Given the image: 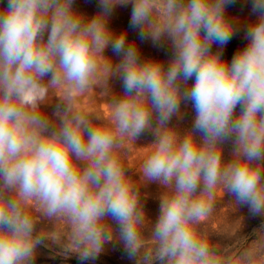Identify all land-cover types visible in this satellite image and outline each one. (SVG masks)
<instances>
[{
    "label": "clouds",
    "instance_id": "obj_1",
    "mask_svg": "<svg viewBox=\"0 0 264 264\" xmlns=\"http://www.w3.org/2000/svg\"><path fill=\"white\" fill-rule=\"evenodd\" d=\"M235 2L98 0L88 16L75 0H0V264H34L48 242L93 264L114 241L135 264H264V223L234 245L208 228L225 194L264 217V0H251L246 44L229 60ZM129 5L128 29L167 47L166 62L110 28ZM111 77L122 92L107 110L83 108ZM53 97L54 119L43 111ZM182 104L194 113L183 134L172 123ZM145 133L136 181L126 160ZM148 183L162 189L154 223Z\"/></svg>",
    "mask_w": 264,
    "mask_h": 264
},
{
    "label": "bare ground",
    "instance_id": "obj_2",
    "mask_svg": "<svg viewBox=\"0 0 264 264\" xmlns=\"http://www.w3.org/2000/svg\"><path fill=\"white\" fill-rule=\"evenodd\" d=\"M79 3L82 4L83 3L82 0H79ZM83 5H86V4L83 3ZM85 7L86 6H84V8ZM127 7L131 8V5H129ZM84 8H82V10ZM115 11H116V8L114 9V12ZM122 12L123 11H121V13ZM227 12H228V15L230 17H233L237 20V28L239 29V32L233 37L232 40H230V42L224 48V53H223L224 57L226 59L230 60L231 57L234 55V53L239 48L243 47L246 44V41L243 39V30L249 23H251L255 19V16L251 13V0H236L235 4L230 6L227 9ZM85 13H87V12H85ZM129 19H130V16H129L128 20ZM125 20H127V19H125ZM126 23H128V22H126ZM113 29H114V27H113ZM117 29L119 30V28H117ZM114 30H113V32L116 33ZM130 33H131L130 34L131 37L130 36L129 37H130V39H133L132 41H135L137 43L142 57L150 56L149 51H151V50H149V42H151V41L141 42L135 31H131ZM214 49H215V46H214ZM152 52H154V51H152ZM104 55L106 57H110L114 64L119 62V57L115 56V54L111 50V47H109L105 50ZM169 56H170V52L167 50V47H164V48H158V51H157L154 58L166 62L169 59ZM121 92H122V86H121L120 80L116 77H111L108 81L107 88H105L103 86H99V87L94 88V92H90L88 96H85L82 99L81 106L85 109H88V110L102 109V110L106 111L107 110V103H109L111 101L113 96L118 97L121 94ZM57 102L58 101L56 100V98L53 97L52 105L46 106L43 109V111H45V113L47 115H49L50 118L54 119V117H52V112H53L55 104ZM181 111L184 114L183 117L181 119H177L174 117L172 123L174 125H176L177 130L181 134H183L185 132V130L188 129L187 127H185V125L191 124L192 117H193L194 113H193L190 105L185 106L182 104L181 105ZM153 139H154V136L151 133H145L136 141V147L129 145L130 154L127 157L126 163H127V166L132 169L129 174L132 176L133 180H136V181L139 180V174L135 171V169H137L139 167L142 160L148 154L149 150L145 147L147 145H149L153 141ZM140 191H141V198L144 202V209L146 212V216L150 221H152L154 223L156 221V218L158 215L159 197L161 195L162 189L156 183H148V184L142 185ZM223 199L230 201L231 198L227 195V197L224 196L222 198V200ZM221 201H219L217 203L216 212H215L214 216L211 218V219L215 220V222L217 221L218 224L220 223V221L223 217V215L220 213L222 208L220 209V207H219L221 204ZM209 223H212V222L209 221ZM213 223H214V221H213ZM211 226H212V224H211Z\"/></svg>",
    "mask_w": 264,
    "mask_h": 264
},
{
    "label": "rangeland",
    "instance_id": "obj_3",
    "mask_svg": "<svg viewBox=\"0 0 264 264\" xmlns=\"http://www.w3.org/2000/svg\"><path fill=\"white\" fill-rule=\"evenodd\" d=\"M82 2L86 5H83V3H79V0H75V6L83 13L87 12L88 14L85 13L86 15L91 16L98 11V0H82ZM84 6L86 7L84 8ZM82 8L84 9L82 10ZM121 11L123 12L121 13ZM115 12H113L112 16L110 17L109 26L112 30L115 29L114 31L116 32V34H119L125 29H128V18L130 16L131 8L117 6ZM117 28H119L120 31ZM131 31V29H128L127 31V39L129 41L133 40L130 39ZM151 45L152 43L149 42V50H151L149 51L150 56L146 57L154 58L158 51V48ZM190 126L191 124L185 125V127L187 128H189ZM225 157L228 158L227 147L225 150ZM225 197H227V194L225 195ZM229 203V200L223 199L221 201L219 207L220 209L222 208L220 213L223 215V217L219 224L217 223V221L215 222V220L210 219L209 221L212 223L208 222V228L214 241H219L222 244L234 245L235 242L239 240L240 236L251 235L254 229L258 228L262 223H264V217L251 218L248 215L247 208L240 207L233 209ZM239 223L242 226L238 230ZM41 226L42 225H38V228ZM47 228L48 230H52L51 225H48ZM217 229L222 232L221 235L215 234L214 230ZM145 236H148L147 231H145ZM48 243V247L41 246L38 248L34 264H79L75 255H71L68 258H65L63 255L58 254L60 252V248L57 245L51 244V242ZM93 264H135V261L130 260L125 254L123 247L119 243L114 241L112 244L109 243L105 245L104 251L99 254L98 258L93 262Z\"/></svg>",
    "mask_w": 264,
    "mask_h": 264
}]
</instances>
